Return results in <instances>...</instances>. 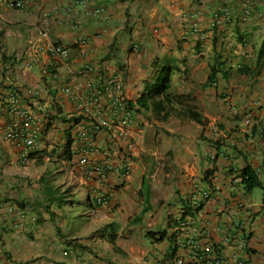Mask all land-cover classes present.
Instances as JSON below:
<instances>
[{
    "label": "crops",
    "instance_id": "crops-1",
    "mask_svg": "<svg viewBox=\"0 0 264 264\" xmlns=\"http://www.w3.org/2000/svg\"><path fill=\"white\" fill-rule=\"evenodd\" d=\"M27 1L12 9L0 0V264H264V0H253L249 18L214 27L221 7L241 13L245 0ZM95 7L104 12L87 13ZM166 65L175 67L171 91L194 96L202 122L137 104ZM114 76L134 122L127 136L83 138L78 123L118 120L109 92L90 103L91 83ZM13 92L33 122L8 110ZM12 126L40 128L42 146L6 138ZM247 167L259 173L262 200L231 181ZM198 185L211 194L200 207ZM78 201L84 211L71 214ZM76 215L83 227L67 233ZM190 216L197 253L185 246L192 227H180Z\"/></svg>",
    "mask_w": 264,
    "mask_h": 264
},
{
    "label": "built area",
    "instance_id": "built-area-1",
    "mask_svg": "<svg viewBox=\"0 0 264 264\" xmlns=\"http://www.w3.org/2000/svg\"><path fill=\"white\" fill-rule=\"evenodd\" d=\"M5 3L8 7L12 9H23L27 4V0H5ZM78 3L82 4L83 6L86 5V0H78ZM253 11V0H245L243 3V10L241 13H235L232 9L229 7L223 6L221 7L215 14L212 27L221 24L224 20H228L233 17H242V18H249L251 16V13ZM104 12V7H95L93 9H87V13L90 15H100ZM241 14V15H240ZM193 29L197 32L200 30V26L198 23L193 24ZM48 51L52 55H58L65 59L69 58V49L61 46V45H55V44H49L48 45ZM89 70H92L91 67H88ZM122 85L123 81L120 76H114L113 78L108 79L105 82H97V83H91V89H92V95L90 98L91 104H98L101 96L109 92L111 95V106H112V115H114L115 118H118V120H112V119H101L98 121V123L92 124L91 127H88L85 123H78L76 125L78 132L83 138L90 136H96L100 131L103 129L108 131L109 133H117L120 136H127V130L126 126L134 122L132 111L129 108V105L127 101L124 99V96L122 95ZM66 92H70L71 89L66 86L64 88ZM6 103L8 110L19 120L23 123H31L34 121V113L29 107H22L21 97L18 93L13 92L10 93L6 98ZM78 108L80 110H86V106L84 103H80L78 105ZM19 122V123H20ZM251 122L250 118L246 120V124H249ZM18 121L15 122V125H19ZM5 136L8 139L14 140V141H24L26 147L29 150L35 151L38 148L42 146V141L40 139V128L34 127L27 133L24 132H17L14 129V126L8 127L5 131ZM83 161H86L83 159ZM96 169L103 173L109 169L108 166H100L97 165ZM232 183H240L243 181V177L240 173L233 175L231 177ZM214 189L218 190V185H215ZM211 194L208 189L205 187H200L199 185L196 187V190L191 195L192 203L195 206L201 205L200 201H203L205 199H210ZM103 203H107L106 201H101ZM264 208V204L262 205ZM14 207L11 205L9 206V210L13 211ZM252 218L246 217L245 221H243V225H252ZM195 224V219L193 217H187L185 221H181L180 227L184 228H191L192 227V235H190V239L187 241V244L185 245L186 248L189 249L190 253H197L198 249V242L199 239L197 236L196 229L193 228ZM250 227V226H249ZM180 230V229H179ZM251 231V227H250ZM250 232H247L249 234ZM246 241V238L244 236L239 237V242L243 244V242ZM211 261V260H209ZM214 264H246L245 260H238L237 262H232L228 259H223L221 256L215 257L213 260ZM177 264H184V260L179 258L177 260Z\"/></svg>",
    "mask_w": 264,
    "mask_h": 264
},
{
    "label": "trees",
    "instance_id": "trees-1",
    "mask_svg": "<svg viewBox=\"0 0 264 264\" xmlns=\"http://www.w3.org/2000/svg\"><path fill=\"white\" fill-rule=\"evenodd\" d=\"M264 55V48L261 50L262 57ZM175 67L166 65L161 68L159 72V83L146 95L141 96L137 100L140 108L152 109L157 113L165 112L164 117L176 115L183 118H189L197 122H202V115L197 109L195 97L191 94H177L171 91L172 75ZM213 77V74L210 76ZM244 185L247 191H251L257 187L263 186L261 179H259L256 171L250 167L241 170ZM158 233L149 231L147 235L153 240H158ZM165 233H161L164 235Z\"/></svg>",
    "mask_w": 264,
    "mask_h": 264
},
{
    "label": "rangeland",
    "instance_id": "rangeland-1",
    "mask_svg": "<svg viewBox=\"0 0 264 264\" xmlns=\"http://www.w3.org/2000/svg\"><path fill=\"white\" fill-rule=\"evenodd\" d=\"M252 194L256 197L257 200H262V198H263L262 187L255 188ZM78 211H80V212L84 211V209H83L82 205H80L79 201L77 202L76 205H74V210L71 212V214H76V212H78ZM82 219H83V217L78 216V215H76V218H73V219L69 218L68 223H66V225L64 226L67 230V233H73V231L76 229L81 230V228L83 227V221H84ZM67 247L70 248L71 245L67 244ZM56 248H57V246H56ZM58 252L62 253V250L60 249V251H58Z\"/></svg>",
    "mask_w": 264,
    "mask_h": 264
},
{
    "label": "clouds",
    "instance_id": "clouds-1",
    "mask_svg": "<svg viewBox=\"0 0 264 264\" xmlns=\"http://www.w3.org/2000/svg\"><path fill=\"white\" fill-rule=\"evenodd\" d=\"M240 174H241V172H239ZM257 173V175H258V177H259V173L258 172H256ZM240 183H242V182H240ZM12 206V205H11Z\"/></svg>",
    "mask_w": 264,
    "mask_h": 264
}]
</instances>
